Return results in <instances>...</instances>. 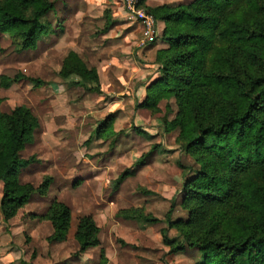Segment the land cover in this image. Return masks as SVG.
Here are the masks:
<instances>
[{
	"label": "trees",
	"instance_id": "16d2710c",
	"mask_svg": "<svg viewBox=\"0 0 264 264\" xmlns=\"http://www.w3.org/2000/svg\"><path fill=\"white\" fill-rule=\"evenodd\" d=\"M145 7L164 23L167 47L157 50L158 75L145 85V98L137 106L157 113L162 100H175L178 112L166 131L179 128L177 143L200 166L182 187L181 205L188 219H173V202L165 216L163 243L171 253L202 252L196 264H264V0ZM55 8L54 0H0V37L10 34L17 52L36 49L53 31L43 18ZM59 75L65 81L73 78L72 86L102 93L97 69L76 51L63 59ZM19 79L2 76L1 85L7 88ZM115 120V113L109 115L96 134L113 135ZM39 128V118L28 106L9 113L0 108V210L6 222L34 192L47 195L53 183V177L46 176L35 188L19 179L20 171L35 160L22 159L21 152ZM133 174L122 172L114 189ZM117 216L146 225L161 221L139 207L121 209ZM41 218L52 223L51 243L67 240L72 219L68 205L55 199ZM170 229L178 235L169 236ZM100 231L93 216H82L75 233L78 253L99 246ZM106 261L101 249L100 264Z\"/></svg>",
	"mask_w": 264,
	"mask_h": 264
},
{
	"label": "rangeland",
	"instance_id": "374dc122",
	"mask_svg": "<svg viewBox=\"0 0 264 264\" xmlns=\"http://www.w3.org/2000/svg\"><path fill=\"white\" fill-rule=\"evenodd\" d=\"M54 1L55 10L43 18L53 31L42 37L36 49L17 52L10 34L0 37L1 111L9 113L26 105L40 121L34 141L21 152L22 159L35 160L20 171L19 179L37 188L46 176L53 177L48 194L34 192L10 221L3 219L0 210L1 252L10 264H100L101 249L105 264H196L202 260V252L171 253L162 240L165 216L173 202V219H188L181 205L182 187L200 168L196 158L177 143L179 128L166 131V124L178 112L175 100H162L157 113L137 106L145 85L154 78L155 72L147 68L155 63L148 55L138 57L136 36L126 37L134 29L130 20L107 28L104 12L82 28L83 21L72 14L67 0ZM160 1L145 0V4ZM192 1H173V6ZM113 6H119L117 0ZM100 9V13L106 10ZM160 34L157 21L154 45L158 40L165 42ZM72 50L98 67L101 94L70 85L73 78L65 81L60 77L63 59ZM2 76L20 79L6 88L1 85ZM113 113V135L99 137L96 130ZM147 154L138 165L139 158ZM126 170L134 174L115 190L113 182ZM2 186L0 181V203ZM55 199L70 207L72 219L67 240L51 243L52 223L41 216ZM136 207L161 221L146 225L117 216L121 209ZM85 215L93 216L100 228L101 244L78 253L75 233ZM176 235L175 229L169 230V236Z\"/></svg>",
	"mask_w": 264,
	"mask_h": 264
},
{
	"label": "crops",
	"instance_id": "0c3cea01",
	"mask_svg": "<svg viewBox=\"0 0 264 264\" xmlns=\"http://www.w3.org/2000/svg\"><path fill=\"white\" fill-rule=\"evenodd\" d=\"M121 1H123V0H117V3L119 4V6L115 7V6H113V0H67V2H69L70 8L72 10V14H74L76 16V18L81 19L83 21V23L81 21L82 24L80 25V27H82V28L89 27L90 24L93 22V20L96 18H99L100 15H102L104 12H107V21H106L107 25H106V27L109 26V28L110 27L112 28V26H114V24H116V23H123L126 20L125 19L126 17H125L124 6H122V8L120 6ZM148 1H155V0H148ZM165 1L166 0L160 1L159 4H156V5L159 6V5H163L166 3L168 5H175L176 2H173V1H179V0H169V2H165ZM156 5H153L151 3L150 6L155 7ZM99 6L103 9H106L107 7L108 8L100 13L101 9ZM69 11H70V9H69ZM95 13L97 16L94 17ZM130 23H132V25L131 24L130 25H131V27H134V29L130 30V33L127 34L126 37L127 38L131 37L133 39V36H136L137 41H136V43L135 42L134 43L138 46V52H137L138 57H140V56L142 57V55H143V57L145 55H148L149 58L152 59V62H154L157 50L166 48L167 42L164 40L165 42L160 43V41L158 40V42L154 45V43L156 42V39H155L152 43L146 45L145 47L141 46L140 45L141 38H142L141 28H140L139 24H137L135 22L131 21ZM133 25H136V26H133ZM82 28H81V30H82ZM163 29H164V23L162 21H159V32H161L160 37H162ZM108 31L106 30V32H108ZM136 34H138V37ZM105 35H107V34L105 33ZM156 38H157V36H156ZM134 43H132V44L134 45ZM96 69H97L98 73H100L98 67ZM147 69H148V71H154L155 72V74L153 76L154 78L158 75V65L153 64L152 66H149ZM154 78H152V80ZM145 95H146V91L144 92V96L142 98V101L145 98ZM1 248H3L2 243H0V264H10L11 261L8 260L5 253L3 254L1 252Z\"/></svg>",
	"mask_w": 264,
	"mask_h": 264
},
{
	"label": "built area",
	"instance_id": "2783aa9c",
	"mask_svg": "<svg viewBox=\"0 0 264 264\" xmlns=\"http://www.w3.org/2000/svg\"><path fill=\"white\" fill-rule=\"evenodd\" d=\"M126 18L139 24L141 28L140 45L145 47L156 37L157 20L145 7L143 0H123Z\"/></svg>",
	"mask_w": 264,
	"mask_h": 264
}]
</instances>
